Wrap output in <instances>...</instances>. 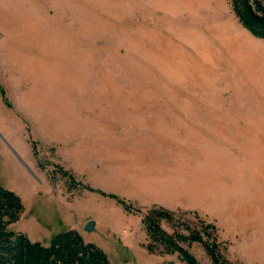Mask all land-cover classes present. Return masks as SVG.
Wrapping results in <instances>:
<instances>
[{
  "label": "rangeland",
  "instance_id": "374dc122",
  "mask_svg": "<svg viewBox=\"0 0 264 264\" xmlns=\"http://www.w3.org/2000/svg\"><path fill=\"white\" fill-rule=\"evenodd\" d=\"M0 87V185L23 204L10 229L42 244L74 229L110 264H186L145 249L150 205L213 221L206 188L192 192L205 174L191 159L192 102L258 115V232L219 240L230 262L264 264V40L229 0H0ZM188 249L212 264L200 244Z\"/></svg>",
  "mask_w": 264,
  "mask_h": 264
},
{
  "label": "trees",
  "instance_id": "16d2710c",
  "mask_svg": "<svg viewBox=\"0 0 264 264\" xmlns=\"http://www.w3.org/2000/svg\"><path fill=\"white\" fill-rule=\"evenodd\" d=\"M237 21L254 37L264 40V2L262 0H229ZM0 97L5 101V92L0 87ZM6 102V101H5ZM7 105V104H6ZM9 106V105H7ZM32 154L36 151L32 146ZM38 165L42 167L38 161ZM67 179V187L76 185L72 173L56 167ZM88 189V185L84 186ZM113 197V195H110ZM129 212V205L115 198ZM23 211L21 198L12 190L0 185V264H110L104 250L94 243L86 242L74 229L53 234L47 244L33 241L21 231L10 229ZM195 211H174L157 204L150 205L142 214L145 230V249L155 254H176L186 264H200L189 251L192 243L202 246L212 264H234L224 255L225 242L219 240L213 221L198 218L191 222L180 216ZM162 224H166L169 231ZM162 264H175L167 261Z\"/></svg>",
  "mask_w": 264,
  "mask_h": 264
},
{
  "label": "crops",
  "instance_id": "0c3cea01",
  "mask_svg": "<svg viewBox=\"0 0 264 264\" xmlns=\"http://www.w3.org/2000/svg\"><path fill=\"white\" fill-rule=\"evenodd\" d=\"M192 103L191 159L197 170L205 171L204 176L196 175V182L193 176L192 192L203 193V187L206 188L203 210L211 215L219 238L235 245L242 236L258 232V115L237 118L218 110L220 105L209 100ZM178 118L180 122L187 121L183 114ZM229 202L254 207L243 214L241 208L236 212L226 208L224 204Z\"/></svg>",
  "mask_w": 264,
  "mask_h": 264
},
{
  "label": "water",
  "instance_id": "95a60500",
  "mask_svg": "<svg viewBox=\"0 0 264 264\" xmlns=\"http://www.w3.org/2000/svg\"><path fill=\"white\" fill-rule=\"evenodd\" d=\"M93 225H94L93 221H92V220H89V221L85 224V229L88 230V231H90V230L93 229Z\"/></svg>",
  "mask_w": 264,
  "mask_h": 264
}]
</instances>
